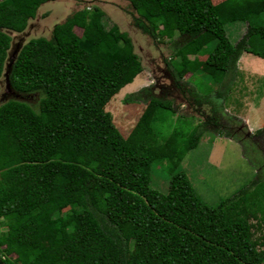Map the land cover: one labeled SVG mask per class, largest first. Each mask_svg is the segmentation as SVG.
I'll return each instance as SVG.
<instances>
[{
	"label": "trees",
	"instance_id": "obj_1",
	"mask_svg": "<svg viewBox=\"0 0 264 264\" xmlns=\"http://www.w3.org/2000/svg\"><path fill=\"white\" fill-rule=\"evenodd\" d=\"M48 0H0V76L9 32H22ZM134 24L182 43L172 51V81L197 71L219 81L225 99L242 52L264 59V0H128ZM101 10L79 9L54 23L50 36L19 45L8 72L11 89L33 101L0 103V259L5 264H262L264 179L258 175L210 205L185 172L169 176L164 193L149 186L153 164L180 161L206 123L192 125L173 101L150 88L127 95L141 101L122 136L104 107L141 71L129 36L105 28ZM246 22L231 43L227 21ZM80 27V34L74 27ZM161 26V28L159 27ZM213 45L203 50L208 41ZM205 53L202 61L189 55ZM201 89V88H200ZM187 89L211 106L209 88ZM264 134V121L255 131ZM93 179L100 183L89 189ZM259 230L252 238L251 229ZM33 232L31 239L27 238Z\"/></svg>",
	"mask_w": 264,
	"mask_h": 264
},
{
	"label": "rangeland",
	"instance_id": "obj_2",
	"mask_svg": "<svg viewBox=\"0 0 264 264\" xmlns=\"http://www.w3.org/2000/svg\"><path fill=\"white\" fill-rule=\"evenodd\" d=\"M221 1L223 0H211L213 4ZM94 6L101 10L100 20L105 28L116 24L120 31L129 36L133 51L142 66L132 81L122 86L104 107L120 134L124 136L129 131L144 106L141 101L125 103L123 99L146 86L150 88L152 94L173 101V107L176 108L173 117L182 114L191 118L192 125L206 123L196 146L188 150L180 161L163 159L152 165L149 186L164 193L167 190L169 176L183 170L199 197L206 203L214 205L220 198L231 194L256 175L264 179V134L254 132L264 120L263 58L248 52L240 54L236 61L237 73L229 84L225 99L215 95L222 85L219 81L211 79L208 74L202 77V87L197 83L200 80L197 71L186 73L173 82L168 62L177 59L173 57L172 51L179 42L182 43V39L178 37L176 31L170 39L143 32L134 24L135 12L128 0H48L38 7L35 16L29 19L22 32H9V54L14 49V44H20L31 37L48 38L54 23L62 21L76 10L83 8L89 10ZM260 19L264 21V11L260 13ZM245 27V21L233 19L227 21L224 29L228 40L231 43L237 41L245 32ZM74 32L79 35L80 27L75 26ZM212 45L213 41H208L203 50L210 49ZM188 57L194 62L202 61L205 53ZM194 85L200 94L207 90L203 88H209L208 96L211 101L215 100L222 105L217 123L212 122L209 104L196 103L188 95L187 89L193 88ZM4 86L5 78L2 73L0 102L10 98L29 102L34 99L32 95L20 96L6 92ZM248 108H255L259 113L253 114V111H250L249 114L252 113L249 116L250 123L247 122L246 125L243 120ZM99 183V179H93L88 188L92 190ZM251 232L252 238H259V230L252 227ZM33 236L34 233L31 232L27 238L31 239Z\"/></svg>",
	"mask_w": 264,
	"mask_h": 264
},
{
	"label": "water",
	"instance_id": "obj_3",
	"mask_svg": "<svg viewBox=\"0 0 264 264\" xmlns=\"http://www.w3.org/2000/svg\"><path fill=\"white\" fill-rule=\"evenodd\" d=\"M20 44H14V46H15L14 49H12L10 54L8 52L7 63L5 64V68H4V71H3V75H4V78H5V86H4L5 87V91L9 92L11 94L14 93V91L11 89V87L9 85V82H8V72H9L12 60L14 59L15 54H16ZM14 95H16V94H14ZM0 264H5V263L0 259Z\"/></svg>",
	"mask_w": 264,
	"mask_h": 264
},
{
	"label": "crops",
	"instance_id": "obj_4",
	"mask_svg": "<svg viewBox=\"0 0 264 264\" xmlns=\"http://www.w3.org/2000/svg\"><path fill=\"white\" fill-rule=\"evenodd\" d=\"M258 110H259V109H258ZM250 111H253V112H252L253 114L258 112L255 108H248V109H247V112L244 114V116H245L244 119H245V120H243L244 123H245L246 125H247V122L250 123V121H249V116H250V114H252V113L249 114ZM258 113H259V112H258ZM263 121H264V120H263ZM263 121H261V123H262ZM261 123H260L259 125H261ZM258 127H259V126H258ZM258 127H257V128H258Z\"/></svg>",
	"mask_w": 264,
	"mask_h": 264
},
{
	"label": "clouds",
	"instance_id": "obj_5",
	"mask_svg": "<svg viewBox=\"0 0 264 264\" xmlns=\"http://www.w3.org/2000/svg\"><path fill=\"white\" fill-rule=\"evenodd\" d=\"M16 95H20V94H18V93H16V92H14ZM21 96V95H20ZM3 102V101H2ZM1 103V102H0Z\"/></svg>",
	"mask_w": 264,
	"mask_h": 264
},
{
	"label": "flooded vegetation",
	"instance_id": "obj_6",
	"mask_svg": "<svg viewBox=\"0 0 264 264\" xmlns=\"http://www.w3.org/2000/svg\"><path fill=\"white\" fill-rule=\"evenodd\" d=\"M1 96H3V95H1Z\"/></svg>",
	"mask_w": 264,
	"mask_h": 264
}]
</instances>
